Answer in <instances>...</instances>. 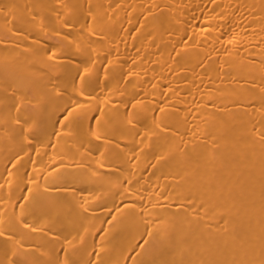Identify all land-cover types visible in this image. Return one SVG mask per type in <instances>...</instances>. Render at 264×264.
<instances>
[{"label":"bare ground","instance_id":"obj_1","mask_svg":"<svg viewBox=\"0 0 264 264\" xmlns=\"http://www.w3.org/2000/svg\"><path fill=\"white\" fill-rule=\"evenodd\" d=\"M0 264H264V0H0Z\"/></svg>","mask_w":264,"mask_h":264}]
</instances>
